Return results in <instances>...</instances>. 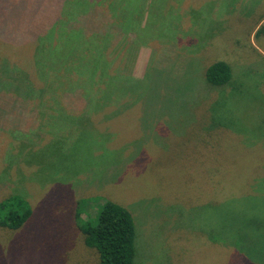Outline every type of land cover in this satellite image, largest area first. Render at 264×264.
<instances>
[{
	"label": "rangeland",
	"instance_id": "rangeland-1",
	"mask_svg": "<svg viewBox=\"0 0 264 264\" xmlns=\"http://www.w3.org/2000/svg\"><path fill=\"white\" fill-rule=\"evenodd\" d=\"M23 1L30 29L7 16L20 0H0V38L19 49L0 47V81L28 94L0 91V200L21 195L32 212L0 228V264H99L75 217L79 203L94 218L96 197L131 213L137 264H264L251 237L264 221V0ZM52 28L46 42L65 50L32 55L41 78L23 88L16 69ZM216 61L231 65L225 88L204 77ZM104 62L108 82L83 74Z\"/></svg>",
	"mask_w": 264,
	"mask_h": 264
},
{
	"label": "trees",
	"instance_id": "trees-1",
	"mask_svg": "<svg viewBox=\"0 0 264 264\" xmlns=\"http://www.w3.org/2000/svg\"><path fill=\"white\" fill-rule=\"evenodd\" d=\"M127 1L131 2L132 0L131 1L127 0ZM23 3L24 1L20 0V2L14 4V9L10 11V13L7 16L11 18L13 22L16 20H19V22L21 23L26 22L27 25L24 26L25 29H30L32 28L30 21L28 20L24 22L22 21V18L25 16L28 19V17L31 15H24L22 17H19L21 16L20 12H25V13L27 12L26 5H24ZM27 4L29 5V3ZM87 8L88 7L85 6V9ZM26 14H29V12H27ZM56 24L57 23L53 25ZM54 31H55L54 28H52L51 30L49 29L47 31L46 36H44L43 39L41 38L39 41H37L38 43L37 42L33 43L34 45L33 50H29L27 53L28 62H26L24 66L22 65L23 67L20 66L21 70L18 68L16 69V71L19 72L20 75L22 76V80L23 77L24 80H26V83L23 84V88H26L25 84H28L30 82L33 84L36 78L39 79L41 78L42 72H40L41 66H39L41 64H38L33 57L31 58L32 55L33 56L35 54L40 55L38 51H40V49L42 48L45 49V46L46 49L48 50L51 49L53 50L55 49V51L65 50L64 47H61L59 42L56 43L53 42L52 44L46 42L49 39H51V37H53L52 35L49 34L53 33ZM208 31H209V27H208ZM45 37H49V39H45ZM0 39H2L0 43V47L4 48L6 45H13L12 43H14L15 44L14 52L19 53V49H17L16 40L8 39L6 37ZM30 45L32 44H24L23 47L21 48L22 51L24 48ZM4 54L7 55L6 59L8 65L11 62L10 60H12V58L9 56L8 53H2V55L0 54V57L4 56ZM58 55H59L58 61H60L61 55L57 54V56ZM97 63H98L97 61L94 62L95 65H97ZM32 68L34 69V73H36L37 75H34L32 72H30ZM84 68L85 67H83L82 69ZM110 68H111L110 65L106 66V63L104 62L103 66L99 68L97 71L93 69L94 73L92 71V75L88 74L89 73L88 70L84 71L83 74H86L87 77L90 75L88 77L89 79L96 78L97 83H99L100 79L102 78V75H105V73L107 75L109 74ZM57 74L61 76L60 79L63 80L68 86H70L73 83V81L79 80V77L78 76L75 77L73 72L68 68L64 69L63 71H60V73ZM46 75L45 77H52ZM204 77L210 85L215 87L225 88L229 86V81L231 78V67L223 61L212 62L210 65H207L205 67ZM106 78H107L106 82H108L109 75ZM59 82L60 80L57 79V81L53 80L52 82L46 80L45 83L46 85H48V87L53 88L52 86L57 85ZM20 86L21 85H19L18 80L15 79L14 77H12L11 80L8 82L0 81V88L3 87L6 88L4 90L0 89V91L12 92L15 95L13 96V99H21V98L24 99L28 95L26 91H23L22 87ZM1 98L2 97H0V99ZM86 202L94 203L97 205L96 215L94 218L82 219L80 217L81 210L79 207V205L81 204L78 203L75 212L76 224L78 229L83 234L85 245L96 250L99 257V264H137L136 256H135L136 230L131 213L125 207L113 201L106 200L100 197L92 198ZM86 202L84 201V203ZM31 212L32 210L29 203L21 195H10L0 200V228H6L9 230L18 229L30 218ZM252 220H253L252 224L255 228L251 227L254 234L251 237L257 236L258 238L256 239V241L261 242L264 246V242H262L260 238L261 236L264 239V221L263 220L261 221L259 219L258 222L255 221L254 219ZM245 245L247 248L248 247L247 244ZM256 246L257 244L255 245V247ZM255 247L250 248V251L256 253L259 257L262 246L256 248Z\"/></svg>",
	"mask_w": 264,
	"mask_h": 264
},
{
	"label": "crops",
	"instance_id": "crops-1",
	"mask_svg": "<svg viewBox=\"0 0 264 264\" xmlns=\"http://www.w3.org/2000/svg\"><path fill=\"white\" fill-rule=\"evenodd\" d=\"M221 1V0H220ZM259 24V22H257L256 23V26ZM207 41H208V43H210V44H212V40H213V37H208V39H206ZM190 42V41H189ZM187 43V42H186ZM215 51H216V49H214L210 54L211 55H214L215 54ZM230 64V63H229ZM228 64V65H229ZM229 66H231V65H229Z\"/></svg>",
	"mask_w": 264,
	"mask_h": 264
}]
</instances>
